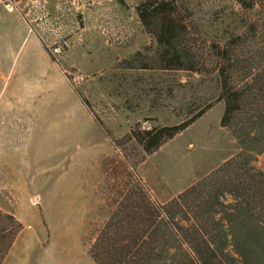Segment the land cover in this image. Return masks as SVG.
<instances>
[{
	"label": "rangeland",
	"instance_id": "rangeland-1",
	"mask_svg": "<svg viewBox=\"0 0 264 264\" xmlns=\"http://www.w3.org/2000/svg\"><path fill=\"white\" fill-rule=\"evenodd\" d=\"M146 1L0 0V211L22 225L0 264H96L89 247L130 172L166 202L239 151L216 75L165 69L179 43L159 41ZM150 1L168 2L194 48L242 28L234 0ZM204 108L153 153L133 138Z\"/></svg>",
	"mask_w": 264,
	"mask_h": 264
},
{
	"label": "trees",
	"instance_id": "trees-1",
	"mask_svg": "<svg viewBox=\"0 0 264 264\" xmlns=\"http://www.w3.org/2000/svg\"><path fill=\"white\" fill-rule=\"evenodd\" d=\"M234 1L241 31L197 48L180 39L168 2L142 3L146 17L159 18V41L179 43L180 50L162 56L165 69L216 75L217 99L224 105L220 125L239 151L166 202L152 199L130 172L134 183H117L89 247L96 264H264V170L254 165L264 151V0ZM140 18L145 21L141 11ZM204 111L138 130L133 138L153 153ZM21 228L12 214L0 211V263Z\"/></svg>",
	"mask_w": 264,
	"mask_h": 264
}]
</instances>
